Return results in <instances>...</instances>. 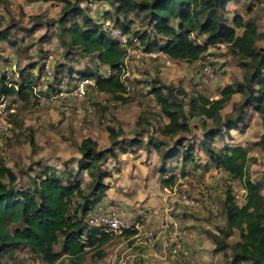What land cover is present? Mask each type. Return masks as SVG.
<instances>
[{"label": "trees", "instance_id": "trees-1", "mask_svg": "<svg viewBox=\"0 0 264 264\" xmlns=\"http://www.w3.org/2000/svg\"><path fill=\"white\" fill-rule=\"evenodd\" d=\"M43 1L62 4L58 24L68 38L70 49L93 57L99 67L112 69L111 76L97 78L91 87L123 104L132 102L133 99L127 96L129 89L121 80L125 53L106 34L102 24L73 0ZM80 1L93 3L106 0ZM114 1L117 3V15H129L139 10L149 18V29L142 34H133L144 47H148L146 51L157 49L173 61L194 64L211 47L226 44L229 53L243 62L247 71L245 80L225 86L217 99H211L199 90L189 94L182 88L167 87L159 82L152 84L149 94L154 97L159 114L167 123L155 126L156 135L149 136L146 142L141 136L132 138L130 146L145 145V148L158 152L161 183L166 187L175 183L174 177L164 178L166 173L180 171L185 174L189 164L199 167L202 162L197 157L199 149L200 155L203 152L208 156L204 166L208 168L214 164L232 180H238L246 190L245 202L240 205L234 192L231 189L228 191L223 202L225 227L219 228L213 235L214 252H222L227 258L231 251L226 264H264V180L255 182L251 179L247 148L229 144L221 149L212 146L223 132L230 134L245 123L242 114L248 105L259 113L264 129V47L258 46L260 41H264V35L258 24L240 15L233 18L232 24L227 23L224 16L226 6L235 0ZM115 23L122 26L125 32H130L129 26L121 23L120 18ZM17 70L20 81L13 82L6 74L0 77V99L17 96L29 101L36 97V78L29 77L35 69ZM96 70L91 69L92 74L81 72L80 77H96ZM238 94L244 96L239 112L224 118L222 111ZM193 119L202 120V125H193ZM208 122L214 126L208 128ZM198 128L203 132L199 148L195 145ZM109 131L114 138L123 134L112 128ZM259 145L264 150V133ZM78 151L81 159L76 168L67 163L63 169L45 166L39 175L29 177L26 187H19L17 174L0 161V264H8L4 254L14 256L20 247L29 248L46 264H56L65 256L69 258L68 264H80L81 259L94 249L99 250L109 243V237L102 235L97 238L98 231L88 229L87 220L109 189L106 179L112 176V171L108 164L118 160V151L114 147L101 148L90 137L81 141ZM173 162L182 165L172 166ZM84 174L88 176V181L83 180ZM235 232L239 233L240 240L230 244L228 239ZM86 235L85 244L83 237ZM61 239L62 250L56 252L55 246ZM87 245L91 247L90 251H85Z\"/></svg>", "mask_w": 264, "mask_h": 264}, {"label": "rangeland", "instance_id": "rangeland-1", "mask_svg": "<svg viewBox=\"0 0 264 264\" xmlns=\"http://www.w3.org/2000/svg\"><path fill=\"white\" fill-rule=\"evenodd\" d=\"M73 1L84 7L87 14L99 23L105 18L114 22L120 18L121 23L124 22L129 26L130 35L142 34L149 29V18L139 10H135L129 15L123 13L117 15V3L114 0L94 1L93 3L81 2L80 0ZM61 7L62 4L54 1L0 0V77L3 74L11 75L13 69L34 68L35 70L30 72L29 77L35 79L38 69L43 61L48 58L53 61L59 74L71 75L75 73L80 77L82 76L81 72L92 74L91 69H97L95 73H99L103 67H99L96 59L69 48L68 38L62 33L58 24ZM229 7L230 10L224 14L228 24H232L233 18L240 15L245 20L255 21L260 32L264 35V0H235L229 4ZM223 45L212 48L215 57L214 65L221 68L219 78L216 80L205 76L198 64L171 60L172 64L167 66L165 62L168 57L157 49L159 56L152 60L132 55L128 59L129 87L132 86L134 90L128 96L133 101L128 104L118 102L109 95L100 94L92 87H89L87 97L80 101L81 106L89 104L90 111L88 113H79L76 102H72L73 108L66 110L61 101L42 105L35 96L29 101L19 99L17 96L9 97V110L13 109L14 112H10L8 118L11 120L13 128L5 138L4 146L0 147V161L17 174L19 177L18 186L26 187L29 184V177L39 175L45 166L63 169L67 163L76 168L81 159L78 151L80 141L85 137H92L98 141L101 148L114 147L119 156L122 153L131 152L134 156L140 157L143 167L139 168V173H134V177H140L144 180L145 174H147L146 177L150 178L152 184L151 186L142 185L143 187L141 186L140 189L136 187V189L148 193L146 189L155 188L157 194L161 193L165 196L159 166L157 167L152 163L157 161L156 155L150 151L146 152L145 145L130 146L131 139L140 137L142 131L152 125L150 119L159 114L157 103L149 94L150 87L155 82H159L167 87L182 88L189 94H192L194 90H199L208 97L219 98L221 90L225 86L244 81L247 76L243 62L234 58L229 53L228 46ZM258 46L264 47V41H260ZM11 77L13 82L20 81V78L16 76ZM35 82L37 91L44 93V85L39 83L38 79ZM243 100V95H235L222 111V116L224 118L235 116L239 112ZM242 115L246 119L245 123L230 131V134H227L226 131L223 132V135L218 136L213 141L212 146L221 149L225 144H229L247 148L250 158V177L255 182H263L264 150L259 145L260 138L264 133L262 119L252 105H248L243 110ZM192 124L201 126L202 120L193 119ZM213 126L212 122H208V128ZM110 128L116 131L122 129L124 135L114 138L109 131ZM195 133L198 137L195 145L199 148L203 132L198 128ZM163 140L168 141L167 139ZM198 151L197 157L198 159L201 158L199 161L202 162L199 167L189 164L188 169L193 175H196L195 172L200 173V176L196 175L193 180L208 190L209 198L218 204L221 213L215 217L207 208L208 206H204V210L202 209L201 212L186 206L194 213L184 212V218L180 219L184 227L195 229L194 233H199L198 239L205 238L210 241L211 235H216L214 231H217L224 224L223 202L228 191L231 189L234 194H239L242 185L238 180H232L224 170L215 168L214 164L208 168L204 166L205 162L208 161V156L203 153L200 155ZM142 169H146L144 173L140 172ZM117 171L115 170V172ZM129 176L126 177L129 179ZM83 177L85 180L88 179L86 174ZM262 193L264 195V188ZM133 194L138 195L139 192L134 190ZM176 198L179 199V197ZM168 199L171 201L174 198L171 196ZM138 204L141 207L145 203L138 201ZM181 215L178 213L179 217ZM187 219L193 220V228L185 224ZM239 240L238 232H235L228 239L230 244ZM121 244L122 240L111 241L99 250L94 249L93 252L83 257L80 263L104 264L107 258H115L116 256L127 258L126 256L140 251L138 248H130L132 243ZM187 248L189 249L188 246ZM214 249L215 247L207 248L205 246L201 249L205 258L198 261L195 260L196 258L192 259L194 252L189 249L188 257L182 254L172 257V264H226L227 258L230 259L229 257L232 255L231 251L228 252L226 258L224 253H216ZM61 250L62 239L55 246L56 252H61ZM99 253H102V256H99ZM4 258L8 264H46L39 255L34 254L27 247L18 248L14 256L5 253ZM142 260L140 258L136 264H143ZM68 263L69 258L65 256L56 264Z\"/></svg>", "mask_w": 264, "mask_h": 264}, {"label": "built area", "instance_id": "built-area-1", "mask_svg": "<svg viewBox=\"0 0 264 264\" xmlns=\"http://www.w3.org/2000/svg\"><path fill=\"white\" fill-rule=\"evenodd\" d=\"M101 24L106 34L117 42L125 53L121 80L129 88V57L132 55L158 57V54L157 52L146 51L137 37L125 32L122 26L113 20L105 18ZM212 48L202 56L197 64L205 76L216 80L219 78L221 68L218 65H214L215 57ZM165 64L167 66L171 65V59L168 58ZM102 69L96 77H79L77 75L70 77L65 73L59 74L53 61L48 58L43 61L35 76L38 82L44 85L45 92H38L37 88H35L34 93L38 98V102L42 105L61 101L64 103L62 106L68 110L74 107L72 102H76L79 113H88L90 111L89 104L81 106L80 101L87 97L89 87L95 84L97 78H107L113 74L112 69L109 67H103ZM6 75L10 80H12L11 76L20 78L16 69H13L11 75ZM151 98L154 99L152 95ZM10 112L13 113L14 111L13 109L9 110L8 99L2 97L0 99V147L4 146L5 138L13 128V124L8 118ZM170 177L175 178V183L172 186H165L164 191L168 198L172 196L174 199L168 200L164 207L144 209L138 215H134L122 204L110 199H103L92 210L88 216L87 225L88 229L98 231L97 238L106 235L110 238L109 242L122 240L121 245L132 243L130 248L133 247L140 250L126 256L127 258L117 256L115 258H107L104 264H136L140 258H143V249L145 247L162 262L180 254L185 257L189 256L190 250L187 248L186 243L192 230L184 227L181 219L174 214L179 206L178 204L192 207L196 211H201L204 205L207 204L210 212L215 217L219 215V206L209 198L208 190L193 180V175L190 174L189 170L185 174L180 171L168 172L164 178ZM245 196L246 190L243 187L239 194H235L236 200L240 205L244 204ZM176 197H179V199ZM152 221L159 222L157 235L147 227ZM83 239L86 244L87 235ZM90 250L91 247L87 245L85 251Z\"/></svg>", "mask_w": 264, "mask_h": 264}, {"label": "crops", "instance_id": "crops-1", "mask_svg": "<svg viewBox=\"0 0 264 264\" xmlns=\"http://www.w3.org/2000/svg\"><path fill=\"white\" fill-rule=\"evenodd\" d=\"M231 3L232 2H230L229 4H231ZM229 4L226 6V10L227 11L230 10ZM220 46H224V45L223 44H220ZM150 51L157 52L156 50H150ZM157 54L159 56V53L158 52H157ZM142 57L143 58H147V59H151V60L156 58V57H148V56H142ZM175 62H177V61H175ZM194 64L197 65V63H194ZM101 70H103V69H100V71ZM73 74L76 75L75 73H73ZM128 89H129V93L127 94V96H129L131 94V92L134 90V88H132V86H130ZM210 98L211 99H217L218 97H214V98L210 97ZM158 111H159V107H158ZM150 120L152 122V125L148 129H145L142 132V134H141V138L144 139L145 141H147L148 138H149V136H151L152 134L153 135H156L155 134V131H154L155 130L154 129L155 126L156 127H159L160 125L167 123V120L164 117H161L160 114H158L156 116H153L152 119H150ZM117 132H123V134L121 136L124 135V131L122 129H118ZM144 136H146V137H144ZM85 138H87V137H85ZM90 138H92V137H90ZM92 139L96 140L95 138H92ZM81 141H80V143H81ZM144 149H145L146 152L147 151H150L151 153H154L156 155L157 161H153L152 163H153V165H155L157 167L159 166L158 168L160 169V167H161V160H160V156L158 155V152L155 149H153V148H148V149L147 148H144ZM130 153L131 152L122 153V155L119 156V158H118L117 161H110L109 162L108 168H109L110 171H112V176L106 179V183L109 185V189L107 190L104 199H110L112 201H116L118 203H121L122 205H124V207L129 212H131L134 215H138L139 212L142 211V210H144V209H148V208H161V207L166 206V204L168 203L167 201L169 200L166 194L164 196L161 193L160 194L158 193L159 194L158 195L157 194V190L155 188L154 189H151V188L150 189H146V191L148 193H145L144 190H142L141 192L138 190V189H140V187L142 185H144V186H151L152 182H150V178H147L146 177L147 174H145L144 180H142L140 177H137V178L134 177V173H136V174L139 173L138 172L139 171V168L140 167H143V165H141V158L140 157L134 156L133 153H131V154ZM181 165L182 164L180 162L179 163L173 162V165L172 166H181ZM56 168L57 169H61V167H56ZM113 168H115V169H113ZM115 170H118V171L115 172ZM145 170L146 169H142L140 172L144 173ZM159 172H160V170H159ZM194 174H196L197 176H200V173L195 172ZM127 175L128 176L130 175L129 176V179L126 177ZM86 177H88V176L86 175ZM84 178L85 177H83V180L84 181H88L89 180V179L85 180ZM136 187L138 189H136ZM163 187L165 188L164 185H163ZM134 190H136L137 192H139V194L138 195L133 194V191ZM159 190H160V188H159ZM138 201L139 202H142V203H145V204H143L140 207V205L138 204ZM138 206H139V208H138ZM204 206L207 207L208 205L205 204ZM190 208H188V207H186L184 205H179L178 208H177V210L174 212V214L177 217H179L178 216V213H180L182 215L179 218H182V217L184 218L183 215H185L186 212L194 213ZM199 212H201V211H199ZM202 212L205 213L204 211H202ZM187 220L188 221H186L185 224L186 225L188 224V225H190V227L192 226V228H193V226H194L193 225V220L194 219L193 220L187 219ZM223 223L224 224H223V226L221 228L225 227V221H224V219H223ZM147 227H148L149 230H151L152 232H154L155 235H157V229L159 227V222L152 221V222H150L147 225ZM194 232H195V229H193L192 232H191V235H190V237H189V239L187 241V246L189 247V249L192 252H194L192 259L196 258L195 260L198 261V260H201V258H203V259L205 258V256L202 254L201 249H203L205 246H207V248H209V247H213L214 248V247H216V245H215V242L213 240V235L214 234L211 235V240L209 241V240H207L205 238L202 239V240L201 239H198L199 238V235H198L199 233H197V232L194 233ZM203 232L204 231H202V233ZM214 233L217 234V231H214ZM143 253H144V256L142 258L143 259L142 260L143 261V264H172V258H170L168 261L162 262L158 258L154 257L152 255V252L149 251V249L147 247H145L143 249Z\"/></svg>", "mask_w": 264, "mask_h": 264}]
</instances>
